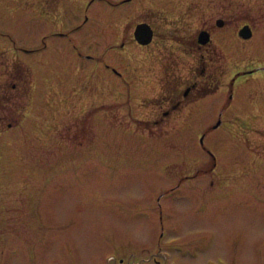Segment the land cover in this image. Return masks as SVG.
Instances as JSON below:
<instances>
[{
    "label": "rangeland",
    "instance_id": "rangeland-1",
    "mask_svg": "<svg viewBox=\"0 0 264 264\" xmlns=\"http://www.w3.org/2000/svg\"><path fill=\"white\" fill-rule=\"evenodd\" d=\"M55 1L0 0V249L264 264V0H137L116 17L120 0ZM150 9L143 47L128 26ZM196 82L222 86L191 102Z\"/></svg>",
    "mask_w": 264,
    "mask_h": 264
},
{
    "label": "flooded vegetation",
    "instance_id": "flooded-vegetation-1",
    "mask_svg": "<svg viewBox=\"0 0 264 264\" xmlns=\"http://www.w3.org/2000/svg\"><path fill=\"white\" fill-rule=\"evenodd\" d=\"M50 1H55V0H44V3L45 2H50ZM183 1V0H182ZM57 2V0L54 2V3H56ZM96 2V1H95ZM95 2H91V4L90 5H94V3ZM136 2H137V0H125V1H123V0H120L119 1V3H116L115 5H113V6H111V5H109L110 7H112V9L114 10V16L116 17L117 16V14H122V13H126V12H130L132 9H133V6H135V4H136ZM195 2H196V0H186V4L188 5V6H192L193 7V10H196V6H197V4H195ZM104 3H100V5H103ZM103 7H104V5H103ZM128 10V11H127ZM264 12V11H263ZM156 14H157V12H155L154 10H151L150 9V11H148L147 12V14H146V20H141L140 22H136V24L134 25V26H132V25H130V26H128V31H129V33H132V35H133V38L132 39H134L135 40V42H136V44H139L138 43V41H136V38H134V34H135V32H136V30H137V26L139 25V24H149L150 25V27L151 28H153V40H152V42L150 43V44H148V45H152V44H154L155 42H156V39H157V37H156V34H157V32H156V29H155V27H153L152 26V23H150V19H154V18H156ZM132 16V15H131ZM264 16V15H263ZM128 18H130L129 16H128ZM219 20H221L222 22H223V26L222 27H224L225 26V23H224V20L223 19H217V22L219 21ZM216 22V24L218 25V23ZM218 27H220L219 25H218ZM221 27V28H222ZM249 29V33L251 34L250 35V37L248 38V39H244L242 36H241V30L242 29ZM211 29V28H210ZM210 29H207V30H202V31H200V33L201 32H203V31H205V32H208L209 33V35H210V41L208 42V44H210L211 43V41H212V32H211V30ZM238 31H237V33H238V36L241 38V39H243L244 41H249V42H252V40H253V36H254V27H253V24L252 23H250L248 20H246V22L243 24V25H241L238 29H237ZM261 30H262V32H264V26H262L261 27ZM125 31L124 30H122V32H121V34H123ZM199 33V34H200ZM198 34V38H197V40H196V45L200 48V49H204V48H206V47H208V44L207 45H201L200 43H199V37H200V35ZM140 45V44H139ZM122 46H124V45H122ZM140 46H142V45H140ZM143 47H147V46H143ZM202 75V77H205V76H207V75H204V74H201ZM210 80L209 79H207L204 83H207L208 84V82H209ZM213 81H215V80H213ZM197 84H195V86H193V88L191 89H187L186 90V92H185V94H183V96L184 97H186V99H188L189 100V95H190V92L191 91H193V94H192V96L193 97H195V99L193 100V101H191V102H194V101H198V100H201V98H204V97H207V96H209L210 94H212V93H215L219 88H220V86H222V84H220L219 86H216V87H210L211 85H207L208 87L207 88H204V91H202V89L203 88H199V86H202L201 85V83L199 84V82H196ZM176 95H177V93L175 92V91H170V92H168V97L170 98V97H172V98H174V97H176ZM185 99V100H186ZM187 101V100H186ZM190 101H188L187 102V105L188 104H190L191 103ZM8 251V254L7 255H5V252H7ZM11 251V249H8V250H5V249H0V264H8L9 262H10V264L13 262L14 264H17V259H18V255L16 254V251L14 250V252H12V254L11 253H9ZM9 257H11V258H9ZM36 264H38V263H36Z\"/></svg>",
    "mask_w": 264,
    "mask_h": 264
},
{
    "label": "water",
    "instance_id": "water-1",
    "mask_svg": "<svg viewBox=\"0 0 264 264\" xmlns=\"http://www.w3.org/2000/svg\"><path fill=\"white\" fill-rule=\"evenodd\" d=\"M218 25L220 27L223 26V22L221 20H219L218 22ZM241 36L244 38V39H248L250 37V33H249V29L245 28V29H242L241 30ZM200 37H199V43L201 45H207L208 42L210 41V35L208 32H201L200 34ZM134 38H136V41H138V43L142 46H148V44H150L153 40V28L150 27L149 24H139L137 26V30L134 34Z\"/></svg>",
    "mask_w": 264,
    "mask_h": 264
}]
</instances>
